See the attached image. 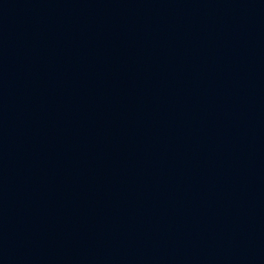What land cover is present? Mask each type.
<instances>
[{
  "label": "water",
  "instance_id": "1",
  "mask_svg": "<svg viewBox=\"0 0 264 264\" xmlns=\"http://www.w3.org/2000/svg\"><path fill=\"white\" fill-rule=\"evenodd\" d=\"M0 264H264V0H0Z\"/></svg>",
  "mask_w": 264,
  "mask_h": 264
}]
</instances>
